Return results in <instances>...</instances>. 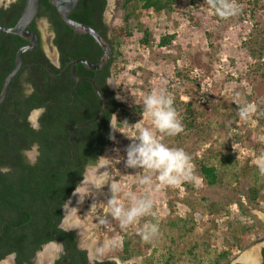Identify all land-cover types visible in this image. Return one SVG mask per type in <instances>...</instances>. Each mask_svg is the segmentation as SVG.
Returning a JSON list of instances; mask_svg holds the SVG:
<instances>
[{"label":"rangeland","instance_id":"374dc122","mask_svg":"<svg viewBox=\"0 0 264 264\" xmlns=\"http://www.w3.org/2000/svg\"><path fill=\"white\" fill-rule=\"evenodd\" d=\"M260 1L264 3V0ZM229 2L240 10L221 19L214 16L216 10L192 7L183 0H178L170 13L155 14L141 9L138 21L151 32L149 45L140 46L142 33L136 28L129 37L121 40L120 55L110 66L116 83V87H111L116 97L119 94L121 99L118 100L134 121L129 122L122 109L114 113L118 118L117 131L111 129V135L115 139H110L103 155L109 158L110 168L99 171L95 168L97 173L102 172L105 176L94 204L95 210L86 213L93 196L92 191H87L83 193L85 201L71 210L73 215L68 211L62 222L68 224L74 218L83 220L99 215V226L93 232L81 233L74 225L90 259L101 260L109 256L111 249L120 247L125 235L135 243L145 240L146 227L154 225L157 232L145 240L150 242L149 250L124 263L115 259L120 264H149L171 248L176 252L175 257L180 255L174 264H197L187 248L195 245L197 256L206 261L233 233L238 217L245 222L253 221L256 227L246 234V245L235 251L227 264H246L243 253L255 247L258 257L259 249L264 245V228L259 226L264 219L258 214L264 213V185L257 205H251L246 196L251 183L264 184V175L260 172V166L264 164V54L259 55L256 51L264 38V7L251 14L239 0ZM117 4L118 0H114L107 5L108 25L119 22L114 17ZM37 25L44 47L48 49V29L41 20ZM166 34L174 35L172 42L158 45L160 37ZM161 91L172 97L177 114L179 108H183L179 101H192L197 129L184 136L168 135L155 128L152 117L145 111L144 100L149 94ZM246 106H250L248 117L241 119L240 108ZM143 128L150 130L166 147L182 149L190 157L191 179L167 185L161 183L158 173L125 166L126 148ZM206 149L210 150L209 162L221 172L224 185L198 186L196 158H200ZM225 153L233 159L226 167L219 161ZM233 172L238 173V185ZM145 176L151 178L150 184L140 183ZM112 184L118 185L120 191L111 192L109 185ZM113 197L125 210L132 207V197L150 200L152 206L146 214L122 226L121 219L113 216L108 203ZM211 200L224 203L225 211L208 214L205 207ZM190 214H194L196 222L191 233L181 234L182 231L176 228L170 229L168 221L180 223V219H187ZM204 243H207V249ZM7 259L9 256L0 263Z\"/></svg>","mask_w":264,"mask_h":264},{"label":"trees","instance_id":"16d2710c","mask_svg":"<svg viewBox=\"0 0 264 264\" xmlns=\"http://www.w3.org/2000/svg\"><path fill=\"white\" fill-rule=\"evenodd\" d=\"M103 1V5H102ZM189 6L192 7H205L216 10L213 7V3H219L220 0H183ZM101 2L100 7L104 6V0ZM239 2L248 10L251 14L259 8L264 7V3L260 0H239ZM24 0H15L7 9H0V23L7 26H12L20 15L23 7ZM99 3L93 2L92 0H78L75 7L70 11L69 16L86 23L95 28L103 37H105L111 47V55L107 62V66L110 67L113 60L120 55V43L123 38L129 37L132 34L134 28L138 29L142 33V37L139 39V44L142 48H145L150 43L151 32L149 28L141 24L138 21V13L143 10H150L155 14L161 12L170 13L172 12L178 0H118V4L115 10L114 17L119 20L118 23L103 27L97 23L93 14H96ZM6 13V16H5ZM46 14L55 29V31L62 34H72L73 29L66 25L61 18H58V13L55 7L49 2V0H40V8L38 15ZM5 19L2 21V17ZM216 18L221 19L215 11ZM32 29L37 32L32 21ZM75 34L79 37L81 35ZM38 35V34H37ZM82 36L88 38L86 44L92 43L93 39L88 34H82ZM76 37V38H77ZM174 38L173 34H166L160 37L158 45L165 46L170 44ZM263 43L259 45V55L264 54V38ZM26 42L25 39L18 35L10 33L0 32V83L6 73L10 71L14 65V57L16 50ZM78 46L77 54L74 55H85V45H80V39L75 41ZM6 65H9L8 68ZM7 68V69H3ZM20 72L16 74L11 82H14V78H18ZM34 76L38 77V73H34ZM35 88V92L28 97L22 95L20 99V114L16 119L15 125L20 121L19 126L16 128L13 126L15 120H12L11 115H7L0 112V150H3L6 145L2 142V133L8 130V127L13 128L15 132H24L25 146L28 147L35 140L41 143L40 148H46L44 141L49 137L37 138L34 134H37L32 128L28 127L25 123V114L32 108L39 106L42 101V95L39 92L38 80L34 77L29 79ZM48 98V97H47ZM112 94L110 92L111 99V111L120 103L112 100ZM49 99H46L48 102ZM175 100H178L177 98ZM183 108H179L178 117L181 124L183 125V131L176 135H188V132L198 128L196 122V113L193 107L192 101H179ZM182 109V110H181ZM122 111L126 114V118L129 122L134 121V117L131 116L127 108L122 106ZM141 113L140 110H138ZM67 114L63 112H55L48 118L46 132L48 134L63 131L65 125H67V131L70 130L71 123ZM44 131H42L43 133ZM3 138V137H2ZM42 138V139H41ZM48 157L51 151L45 152ZM210 150L206 149L201 152V157L196 158V166L198 175L200 177V188L212 187L224 185L221 182L220 174L217 166L209 162ZM93 161V160H92ZM219 161L225 167L230 164L233 159L229 156V153H225L220 156ZM56 163V164H52ZM1 164V163H0ZM56 161L38 159L35 164H28L21 162L18 167L9 163L10 171L7 173L0 172V259L6 254L14 252L15 260L17 264H31L28 261L30 256H33L35 251L38 250L41 244L51 238L49 231L52 226H55L56 222H59L62 218V214L59 213V209L63 200L70 191L75 187L77 182L81 179V171L79 172L77 179L73 183L69 184L60 199L55 200L54 192L65 183L62 182L64 179V172L61 173L57 168ZM234 180L238 185V173L233 172ZM264 184L251 183L247 188V200L251 205H257L260 200V192ZM187 189L190 186L186 185ZM202 199L205 197L200 196ZM173 210V208L171 207ZM208 214L213 215L214 213H221L225 211V204L218 200H211L206 203L205 207ZM242 217L236 219V228H233V233L229 235V238L225 240L223 245L212 252L206 261H202L199 256L195 253V245H190L187 248V252L193 257V260L197 264H227L231 259V256L235 251L243 249L246 245L245 236L251 233L256 224L253 221H243ZM54 220V221H53ZM181 222L173 220L168 221L171 226L170 229H178L182 231L181 234L191 233L195 228V216L194 214L188 215L187 219H180ZM260 227L264 228V223L259 224ZM182 236V235H180ZM68 241L72 240V234L67 233L65 235ZM170 241H173L169 237ZM205 249H207V243H204ZM150 248V242L142 240L138 243L134 242L130 236L125 235L121 240L119 248H113L110 250L109 256L104 259L93 261L89 263L85 259V252L78 251V257L74 260L75 264H120L118 261L112 258H117L120 262L124 263L135 255H141ZM174 251H176L174 249ZM175 253L171 251H164L159 256L151 261L149 264H174L176 260L180 258L178 254L175 257ZM111 257V258H109Z\"/></svg>","mask_w":264,"mask_h":264},{"label":"flooded vegetation","instance_id":"af4514ba","mask_svg":"<svg viewBox=\"0 0 264 264\" xmlns=\"http://www.w3.org/2000/svg\"><path fill=\"white\" fill-rule=\"evenodd\" d=\"M14 1L15 0H0V9H7ZM92 1L99 3V0ZM113 1L114 0H104L103 7H100V2L97 7L99 13L97 12L96 14H93L97 23L103 27H108L107 18L109 15L106 12V8L107 5L113 3ZM58 18H60V16H58ZM4 19L5 17L3 16L2 21ZM39 20L43 21L48 29V49L50 52H47L48 49L44 47L41 32L37 25ZM33 21L37 32L31 27L32 21L27 28L36 34L37 44L31 50L22 54V65L16 73L18 74L20 72V76L14 78V82H11L13 78L10 80L5 94L0 100V112L11 115L12 120H15L13 126L16 128L19 126L20 121L18 120V124L16 125L15 122L18 118V113L20 114V99L22 95H24L23 84L31 83L34 86L29 80L31 76L34 77L38 80V88L42 95V101L39 106L30 109L25 114V123L30 128L32 127L30 126L29 121L39 125V130L35 131L37 134L34 135L37 138H43V136L49 137L44 141L47 147L40 148L41 143H38L35 140L30 146L26 147L25 140L27 139L23 136L24 132H15L13 128L8 127V130L2 133L3 138L1 137L3 144L8 146L3 150H0V169H10L9 163L11 166L16 165L18 167L21 165L22 161L30 164L28 162L29 157L34 159L35 162H37L38 159L56 161L59 163L57 168H59L61 173L64 172V179L62 182L65 183V185L61 188L59 187L54 192L53 196L55 197V200L60 199L68 185L77 179V176L81 171V179L70 191L68 196L64 198L63 203L60 206L59 213L62 214V218L50 229L49 235L51 238L43 242L40 248L35 251L34 255L28 258V261L31 264H75L74 260L78 257V251H84L86 261L92 263L97 259H90L87 250L81 246L78 239V231L74 227V224L70 222H68V224H63L62 222L64 215L69 213L68 202L72 199L78 186L83 183L87 171L92 168L95 170L93 165L95 164L96 158L103 156L107 147H109V136L111 134L110 117L122 109V104L116 98L112 87L106 84L108 77L111 75L110 67L107 66V63L101 68L91 70L82 62H77L75 64V74L79 79L76 82L72 78L71 64L75 59L85 58L92 63L98 61L102 50L94 41L86 44L85 42L90 40L82 36L83 33H80L79 35L81 36L79 37L75 36V34L78 33L74 31L69 35L62 33L57 34L46 14L38 15L37 13L36 18ZM0 25L3 24L0 23ZM78 39L82 42L80 44L81 46L85 45V55H74L77 54L79 45H77L78 43L76 44L75 41ZM27 42L28 40H26L24 44ZM6 66L8 68L9 65ZM34 73H38L39 76H34ZM90 79L104 98L103 109L102 98L96 93ZM2 83H0V94L2 92ZM110 92L113 97L112 100L120 103L111 112ZM52 96L54 99H49L47 102L46 99L51 98ZM40 107L46 109L43 114L38 111ZM55 112H63L68 115V118L70 119L69 123H71L69 131L66 130L68 127L65 125L63 131L50 134L46 132L48 118ZM74 126H76V128L73 130ZM42 131L44 132L42 133ZM26 150H28L27 155ZM48 150L51 151L49 155L51 157H48L45 153ZM67 233L72 234L73 237L71 241L66 239L65 235ZM48 245L53 247V253L45 258L44 256H38V253L43 251ZM7 256H9L10 264H17L14 252L6 254L2 259ZM2 259H0V261ZM234 264L243 263L237 262ZM257 264H264V245L259 249Z\"/></svg>","mask_w":264,"mask_h":264},{"label":"clouds","instance_id":"9594fccd","mask_svg":"<svg viewBox=\"0 0 264 264\" xmlns=\"http://www.w3.org/2000/svg\"><path fill=\"white\" fill-rule=\"evenodd\" d=\"M213 7L216 8L217 14L220 17L234 15L240 10L235 4L229 2V0H220L218 4L213 3ZM106 84L116 87L114 77L110 75ZM23 89L25 97L31 96L35 92V88L31 83L23 84ZM116 98L121 99L119 94ZM144 107L145 111L152 117L155 128L160 132L167 133L168 135H176L183 131V125L173 107V99L164 91L149 94L144 100ZM249 109L250 106L240 108L241 119H247ZM38 111L43 114L46 109L40 107ZM117 121V116L115 114L111 115L110 127L114 131H117ZM29 123L34 131L39 130V125L37 123H32L31 121H29ZM109 138L115 139L111 134ZM27 151L28 150H26V155ZM108 161L109 158L100 156L96 158L93 167H95L97 171L100 169H108L110 168ZM28 162L34 164L35 160L29 157ZM125 166L128 168L148 169L158 173V179L161 183L167 185H176L180 183L182 179L192 178L190 157L182 149L169 148L160 143L147 128L140 129L138 137L133 139V142L127 146ZM0 171L7 173L10 169L3 168L0 169ZM260 172L264 175V164L260 166ZM140 183L150 184L151 178L145 176L141 179ZM109 186L110 191L113 193L120 191L118 185L112 184ZM132 200L133 205L127 210L118 205L114 197L108 202L111 206L113 216L121 219L122 226L132 223L138 216L146 214L151 209L152 203L150 200H137L135 197H132ZM156 232L157 228L154 225L146 227L143 233V239L148 240L150 236L154 235Z\"/></svg>","mask_w":264,"mask_h":264},{"label":"water","instance_id":"95a60500","mask_svg":"<svg viewBox=\"0 0 264 264\" xmlns=\"http://www.w3.org/2000/svg\"><path fill=\"white\" fill-rule=\"evenodd\" d=\"M49 2L55 7L57 13L59 14L61 20L71 27L74 32L76 33H83L88 34L93 41L101 48L102 53L96 63H92L85 58H77L71 64V75L72 78L77 82L78 77L75 74V64L77 62H82L85 66L91 70H96L101 68L104 64H106L111 55V47L109 41L103 37L95 28L92 26L80 22L72 17L69 16L70 11L75 7L78 0H49ZM40 5V0H24L22 10L20 12L19 17L17 18L16 22L12 26H3L0 25V32L3 33H10L14 35H18L28 42L22 46H20L16 50L14 65L11 70L5 75L2 83V92L0 94V100L5 94L6 88L10 82V80L16 75L22 65V54L26 51L31 50L37 44V36L36 34L29 30L27 26L31 21H33L38 13ZM93 87L96 90V93L102 98V109L104 107V98L97 90L95 84L90 79ZM101 109V110H102ZM76 126L73 127V130ZM116 260L115 258H112ZM117 261V260H116Z\"/></svg>","mask_w":264,"mask_h":264},{"label":"bare ground","instance_id":"6f19581e","mask_svg":"<svg viewBox=\"0 0 264 264\" xmlns=\"http://www.w3.org/2000/svg\"><path fill=\"white\" fill-rule=\"evenodd\" d=\"M102 170V169H101ZM84 181L81 186L74 192V195L71 200L68 202V211H71L79 206V204L85 201L83 198V193L87 191H92L93 196L89 199V208H87V215L90 211L95 210V202L98 198V194H100V189L102 188L105 176L104 174L97 173L93 168L87 171L86 177H84ZM78 192V193H77ZM259 216L264 219V213L258 212ZM73 215V211L71 214ZM100 217L99 215L92 216V218L86 217L85 219H77L74 218L70 223L76 225L81 233L87 234V232L93 230H97L99 226ZM97 238V235H96ZM51 253H53V247L48 245L44 248L41 257H48ZM242 259L246 264H256L257 262V247L252 248V250L245 251L242 255ZM0 264H10V261L7 259Z\"/></svg>","mask_w":264,"mask_h":264}]
</instances>
